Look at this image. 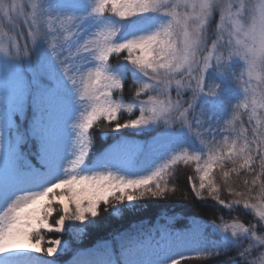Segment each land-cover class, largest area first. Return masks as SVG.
<instances>
[{
  "label": "snow or ice",
  "instance_id": "obj_1",
  "mask_svg": "<svg viewBox=\"0 0 264 264\" xmlns=\"http://www.w3.org/2000/svg\"><path fill=\"white\" fill-rule=\"evenodd\" d=\"M180 165L193 169L185 199L230 219L133 221L92 249L45 239L143 201L170 223L158 202ZM219 256L264 264V0H0V264Z\"/></svg>",
  "mask_w": 264,
  "mask_h": 264
},
{
  "label": "trees",
  "instance_id": "obj_2",
  "mask_svg": "<svg viewBox=\"0 0 264 264\" xmlns=\"http://www.w3.org/2000/svg\"><path fill=\"white\" fill-rule=\"evenodd\" d=\"M218 19V17H217ZM132 87L131 82L129 81L128 84H126L124 89V97L125 100L131 99L132 95L134 94L132 91H129V89ZM107 141V144H111L112 140L110 138H105ZM143 139V137L141 138ZM105 144L104 146H107ZM97 148L101 147V143L99 138H97ZM178 178L176 183L178 184V187L175 191V193H170L169 197L166 201H160L158 203L163 204L166 206V212L167 216L175 217L173 221L170 223L166 221L164 218L158 219V212L155 210V205L157 202L152 201H143L142 203H147L149 207L142 213H138L134 217L126 216L123 220H115L112 218H108L107 223H105L103 220L101 221V226L98 229L90 230L86 235L83 237H75L72 234H65L62 237L59 234H48L45 233V239L49 238H62L65 241L68 242L70 248L72 249H92L94 248L98 242L105 241V240H111L113 236L118 233L122 232L125 229L129 227V224H131L133 221H145V224L147 226H153L155 222L161 223V225L175 228L177 230L183 229L187 226L188 220L190 217L196 216V217H202L205 220H213L216 217L223 216L224 219H230V216L226 212L217 211L214 208L209 207H202V203L210 204L211 201L207 202H200L197 201L195 205L191 203L190 200L185 199L186 193L190 191L188 183H187V176L193 174V169L190 167H185L183 165L178 166ZM219 173H217V176L219 177ZM250 177L247 176L245 173H241L239 177L233 175L231 177V180L233 181V186L237 188V190H243L242 188V181ZM222 197L227 199V192L222 191L221 193ZM243 211V210H241ZM233 216L235 213L232 214ZM101 216H106V213H101ZM241 220L244 221H251V216L241 215ZM72 255L71 251H69L67 254L63 255L61 257V260H68L69 257ZM230 258L228 256H219V257H204V258H193L189 261H186L185 264H227L228 260Z\"/></svg>",
  "mask_w": 264,
  "mask_h": 264
},
{
  "label": "rangeland",
  "instance_id": "obj_3",
  "mask_svg": "<svg viewBox=\"0 0 264 264\" xmlns=\"http://www.w3.org/2000/svg\"><path fill=\"white\" fill-rule=\"evenodd\" d=\"M155 227L159 228L160 225H155ZM18 264H36V262L28 258H23L18 262Z\"/></svg>",
  "mask_w": 264,
  "mask_h": 264
}]
</instances>
